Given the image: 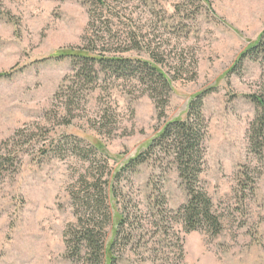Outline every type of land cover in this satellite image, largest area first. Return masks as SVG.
Segmentation results:
<instances>
[{
    "label": "rangeland",
    "instance_id": "obj_1",
    "mask_svg": "<svg viewBox=\"0 0 264 264\" xmlns=\"http://www.w3.org/2000/svg\"><path fill=\"white\" fill-rule=\"evenodd\" d=\"M101 1L0 0V74L10 72L0 75V142L20 130L9 149L27 150L16 173L0 176V264H92L65 249L71 192L86 189L106 194V247L125 213L115 264H264V147L260 159L247 135L252 96L264 95V0ZM261 35L262 49L238 62ZM84 37H103L109 51L137 37L147 45L122 55L141 59L157 48L171 79L165 115L134 80L101 73L90 89L68 80L72 62L57 54ZM203 90L200 178L216 235L185 231L177 210L186 190L159 154L120 171Z\"/></svg>",
    "mask_w": 264,
    "mask_h": 264
},
{
    "label": "trees",
    "instance_id": "obj_2",
    "mask_svg": "<svg viewBox=\"0 0 264 264\" xmlns=\"http://www.w3.org/2000/svg\"><path fill=\"white\" fill-rule=\"evenodd\" d=\"M210 6L209 0H200ZM98 2H103L98 0ZM264 32V31H263ZM261 37L253 45L240 54V62L244 57L252 58L262 49ZM137 37H124V47L117 51H109L103 37H84V44L80 47H69L59 51L57 58H69L72 62V75L68 80L74 83L77 80L92 88L101 78V73L114 76L118 79H130L145 86L149 96L153 99L159 118L165 115V106L168 102L171 89V79L160 68L163 56H158V49H150L147 59L133 56H123L122 53L130 52L147 45ZM143 44V45H142ZM248 55V56H247ZM182 66V65H181ZM180 68V67H179ZM178 68V69H179ZM10 72L0 75L7 76ZM206 90L195 94L190 100L184 119H174L164 123L160 132L147 145L145 151L130 158L120 167V171L135 168L157 154L161 156L160 164L164 167L174 168L187 193V201L180 206L177 214L180 216L186 232L206 227L211 234L216 235L221 230L219 216L213 211L212 201L207 195L201 181L204 168L205 144L207 123L202 112L203 99ZM65 98L67 96L65 95ZM64 98V99H65ZM257 105V112L251 121L247 135L250 151L261 159L264 147V95L252 96ZM20 130L0 142V176L17 172L22 152L9 149L14 137ZM12 146V145H11ZM10 146V147H11ZM170 169V168H169ZM72 202L75 205L76 221L68 225L64 231L65 249L68 258L92 261V264H115V246L126 224L125 213L119 214V222L115 231V238L108 247L104 245L105 223L110 219L106 205V194L100 197L99 193H90L89 189L80 192H71ZM108 193L114 195V190ZM96 194V195H95ZM163 206L165 196L158 193ZM161 205V204H160ZM162 210V209H161ZM155 210L156 215L162 212ZM164 213V212H163ZM156 227V225H154ZM156 229H158L156 227ZM163 234V233H162ZM130 240V239H129ZM129 240H127L129 242Z\"/></svg>",
    "mask_w": 264,
    "mask_h": 264
}]
</instances>
